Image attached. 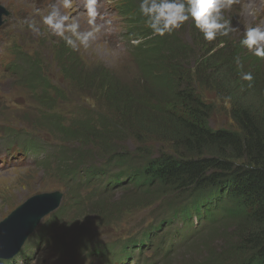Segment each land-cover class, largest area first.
Instances as JSON below:
<instances>
[{
  "label": "trees",
  "instance_id": "1",
  "mask_svg": "<svg viewBox=\"0 0 264 264\" xmlns=\"http://www.w3.org/2000/svg\"><path fill=\"white\" fill-rule=\"evenodd\" d=\"M124 13L134 25L131 33L137 41L133 55L144 71V81L128 89L120 85L109 70L94 74L92 85L105 100L107 112L113 119L99 115L98 109V112L90 111L91 117L84 109L87 117L71 123L60 116H40L49 130L63 141L91 138L100 145L102 153L108 154L110 159L113 156L111 160L105 159L103 164L94 165L91 160H86L95 156L92 148L75 157L73 153L66 154L58 163L61 174L87 170L88 176H95L97 168H107L115 172L113 186H132L124 189L117 201L110 202L109 197L104 196L79 210L100 209L104 218L115 221L119 219L121 209L130 208L124 205L126 203H155L152 220L131 237L120 240L124 241L122 245L133 247L143 246V243H136L139 235L150 242L152 235L162 230L169 214L203 213L208 217V227L183 247V253L194 255L186 264H264L263 58L252 51L246 52L240 41L233 44L226 37H220L221 46L208 58L215 64L210 79L213 82L209 85L216 86L214 89L218 93H227L235 128L214 129L208 125L204 103L192 88L191 75L171 64L183 49L178 36L174 32L159 36L150 28H141L145 18L133 0L124 5ZM135 24H139V31ZM55 48L61 75L68 83L87 86L84 77L87 69L73 45L61 40ZM13 50L20 54L23 64L28 63L26 70L23 66L18 69L25 70L26 77L16 78V83H26L31 89L40 88L41 104L52 109L51 101L58 96L63 98V91L52 84L42 62L33 63L34 56H25L16 47ZM237 57L242 67L236 63ZM244 72H250L253 79H242ZM185 78L188 83L182 85ZM147 115L153 121L154 118L158 121L168 119L174 125L165 138L169 143L166 151L156 157L146 151L133 156L111 148V141L120 126L130 129L133 134L138 133L145 129L142 124ZM35 121L41 124L38 118ZM70 150L65 149V152ZM64 215L61 210L49 217L45 228L62 230L58 234L62 251L66 253L63 256L69 258L65 261L72 262L76 250L96 245L98 239L93 241L90 234L95 231L83 227L80 214L67 221H64ZM72 229L77 236L71 242L64 236H69ZM163 238L164 234L161 240ZM171 254L169 251L162 255V260L166 262Z\"/></svg>",
  "mask_w": 264,
  "mask_h": 264
},
{
  "label": "rangeland",
  "instance_id": "2",
  "mask_svg": "<svg viewBox=\"0 0 264 264\" xmlns=\"http://www.w3.org/2000/svg\"><path fill=\"white\" fill-rule=\"evenodd\" d=\"M139 7L140 0H133ZM6 9L10 11V15L7 17L12 18L8 22V27L5 30H0V57L4 48L5 39L7 41L8 50H12L16 47L22 48V51L29 53L33 57L34 61L39 60L42 62L43 70L48 74L51 82L59 89L63 91V98L58 96L51 101L54 105L52 109H47L38 99L34 96L26 94L24 83H16V78L26 77V68L28 63H22L20 66L25 69L22 72L15 73L11 69L2 68L0 66V106L5 108L0 112V220L14 209L26 205L23 210H31L36 202L28 201L29 198L37 194H47L54 189H58L55 184L54 176H57L56 168L60 159L64 158L66 154L69 156L73 153V156H78L79 153H86L89 148L95 153L90 159L94 165L103 164L105 159H110V156L106 153H102V149L97 141L87 138L81 141H63L60 137L55 136L49 127L45 125V120L40 116L47 115V113L54 112L57 116L70 117L77 121L84 119L88 114L82 112L81 116L75 118L78 110L86 109L88 113L91 110L98 112L103 116H108L113 119V115H109V111L105 106V100L99 96L92 85V78L97 72H103L104 69L109 70L119 80L120 85H125L128 89L131 86H138L144 81V71L139 66V61L135 55L130 53H123L116 49L109 47L104 43L102 34L100 31H94V25L91 23V19L82 11V7H76L72 0H67L68 6L65 7V0H53L50 6L41 5L35 7L27 0H0ZM57 5L62 15H66L68 20L66 25L75 23L77 27V33L86 34L93 32V36L89 38L87 44L80 43L76 34L69 30H66L63 35L56 34L47 25L43 23L42 17L47 15L51 10L52 5ZM111 0H102L101 6L98 9H103L105 5H110ZM21 7L27 10V14L21 18L17 17L15 9ZM81 10V11H80ZM14 13V14H13ZM226 18L231 20L233 31L229 35L224 36L233 44L238 43L244 35V31L257 24L264 25V0H239L238 3L233 4L230 8L224 10ZM126 18L121 15H117L115 26L112 29L116 42L119 44L121 40L120 26L124 24ZM28 22H35L37 31H33L27 26ZM136 25V24H135ZM139 25V24H137ZM137 30L138 29V26ZM141 28H149L146 23H143ZM141 30V29H140ZM8 31V32H2ZM118 31V32H117ZM179 38L183 49L177 56V60L171 62L175 67L183 71L186 75H191V84L195 93L199 96L200 100L204 103V109L208 113V125L214 129L222 128H235V124L231 118V102L227 93H218L214 88L216 86H210L213 81L210 80L214 73L215 64L213 61H209L210 54L214 50L219 48L221 44L219 39L222 36H217L214 40H206L203 34L194 26V23L189 20L181 28L173 31ZM7 33H9L7 35ZM117 33V35H116ZM152 37V36H150ZM69 40L75 48L80 60L85 66L86 85L83 86L77 83H68V81L61 75L58 64L55 58V46L59 41ZM128 42H126L127 45ZM247 49V48H246ZM250 50H246L249 52ZM35 53V55L33 54ZM139 56V54H138ZM172 59V58H171ZM204 64L202 66V64ZM263 72H264V58H263ZM18 71V69H16ZM83 71V73H85ZM104 73V72H103ZM186 78L183 80L184 85ZM216 84V82H215ZM210 86V87H209ZM39 96L41 89H33ZM5 96V97H4ZM4 99H9L17 106H6ZM13 107V108H11ZM100 108V109H99ZM111 112V111H110ZM84 113V114H83ZM91 114V113H90ZM89 115L88 117H91ZM43 117V116H42ZM38 118L41 124L37 123L35 119ZM47 118V117H46ZM142 125L144 130L134 133L126 128L119 127L120 131L117 132L115 137L111 141V148L115 150H123L124 153L130 155H140L139 153L147 152L156 157L161 152L166 151L169 143L165 140L168 135V131L172 125L168 119L154 118L151 116H145ZM114 121V120H113ZM174 126V125H173ZM69 138V137H68ZM7 141L15 143L21 147L23 144L34 143L37 144L39 151L29 152L28 157L23 161H19L18 157L11 158L8 161V154L6 150ZM91 141V142H88ZM70 148V152L66 153L65 149ZM101 152V153H98ZM113 156H111V159ZM110 159V160H111ZM53 174V175H51ZM84 176L87 173L83 172ZM47 180V181H46ZM46 181V182H45ZM60 182L59 179H56ZM42 184V185H41ZM98 184L96 181L90 185V187ZM132 188L131 185H124L121 187H115L107 193H104L105 197H109L110 202L117 201L124 194V189ZM98 188L92 194L93 197L88 202L94 203L99 198ZM66 195L65 190H61ZM84 193V191L82 190ZM12 194V195H11ZM10 197V198H9ZM13 197V198H12ZM61 201H63V198ZM104 197V196H103ZM51 199L46 197L45 200ZM72 202V200H71ZM62 204V203H61ZM12 205V206H11ZM125 206H130L126 209H121L119 219L110 221L104 218L105 214H101L100 209L96 208H84L78 214H80L83 227L88 231H95L91 233L92 239H101L102 241H113L114 239L119 241L124 238H129L132 234L136 233L138 229L145 227L153 218V212L150 210L155 209L156 204L148 202H132L126 203ZM10 206V207H9ZM11 208L9 210V208ZM13 207V208H12ZM35 208V207H34ZM3 212V213H2ZM78 214L72 216L70 219H74ZM48 218V217H47ZM43 219L41 222L46 220ZM2 219V220H3ZM72 219V220H73ZM1 231H7L16 221V217L10 219V221L2 223ZM66 220V216L64 218ZM51 232L50 238L54 246H56L59 234L62 230L58 231L47 230ZM69 236H64L66 240L74 241L77 236V232L74 229L69 230ZM68 233V230H67ZM42 234L36 232L32 237V241L38 240ZM47 235V234H46ZM26 244V242H25ZM24 244V246H25ZM23 246V247H24ZM22 247V248H23ZM52 249V248H51ZM47 245H44L38 249L37 245H32L29 248V259L27 262L21 260L20 264H73L70 260L65 261L66 256L51 250ZM182 249L176 250L171 254L166 262H157L156 264H186L189 258H194L191 253L182 252ZM63 253V252H62ZM65 253V252H64ZM151 258L154 256L151 250L144 251L143 257ZM85 264H92L91 259H83ZM79 264V263H77ZM129 264H140L138 260L133 259Z\"/></svg>",
  "mask_w": 264,
  "mask_h": 264
},
{
  "label": "clouds",
  "instance_id": "3",
  "mask_svg": "<svg viewBox=\"0 0 264 264\" xmlns=\"http://www.w3.org/2000/svg\"><path fill=\"white\" fill-rule=\"evenodd\" d=\"M238 2L239 0H140L139 12L155 35L169 34L191 20L203 37L211 41L217 36H227L233 31L231 20L225 17L224 10ZM87 4L89 15L94 17L95 9L92 5L95 4V0H87ZM67 6V0H65V7ZM42 20L56 34L63 35L66 30L71 31L77 35L82 44H87L89 38L93 36V32L77 33L78 26L75 23L66 25L68 17L62 15L55 4L51 6L48 14L42 17ZM24 23H27L33 31H37L35 22L24 21ZM100 27L102 26H95L94 31H99ZM69 43L73 41L69 40ZM240 44L252 51L255 56L264 58V25L248 27L244 31ZM236 63L241 65L239 57L236 58ZM241 76L246 81L253 79L250 72H244Z\"/></svg>",
  "mask_w": 264,
  "mask_h": 264
},
{
  "label": "water",
  "instance_id": "4",
  "mask_svg": "<svg viewBox=\"0 0 264 264\" xmlns=\"http://www.w3.org/2000/svg\"><path fill=\"white\" fill-rule=\"evenodd\" d=\"M1 24V20H0ZM46 197L51 199L45 200ZM61 194L59 192L37 194L28 199L30 202H36L31 210H23L26 205L14 209L2 223L10 221L16 217L14 225L7 231H1L0 227V257L9 258L18 251L25 241L26 237L33 232L40 219L57 207ZM30 223L28 224V221Z\"/></svg>",
  "mask_w": 264,
  "mask_h": 264
},
{
  "label": "bare ground",
  "instance_id": "5",
  "mask_svg": "<svg viewBox=\"0 0 264 264\" xmlns=\"http://www.w3.org/2000/svg\"><path fill=\"white\" fill-rule=\"evenodd\" d=\"M129 1H130V0H129ZM3 12H5V11H3ZM0 20H1V17H0ZM1 21H2V20H1ZM143 36H145V35H143ZM149 39H150V38H149ZM145 42H146V41H145ZM145 42H144V43H145ZM62 125H63V124H62ZM16 154H17V153H16ZM27 157H28V156H27ZM46 181H47V180H46ZM46 181H45V182H46ZM41 185H42V184H41ZM48 193H49V192H48ZM11 195H12V194H11ZM9 198H10V197H9ZM12 198H13V197H12ZM11 206H12V205H11ZM9 207H10V206H9ZM9 207H8V208H9ZM12 208H13V207H12ZM10 209H11V208H9V210H10ZM2 213H3V212H2ZM30 221H31V220L28 221V224L30 223ZM162 261H163V260H162Z\"/></svg>",
  "mask_w": 264,
  "mask_h": 264
}]
</instances>
